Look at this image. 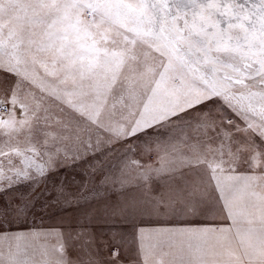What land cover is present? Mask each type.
I'll use <instances>...</instances> for the list:
<instances>
[{
    "label": "snow or ice",
    "instance_id": "snow-or-ice-1",
    "mask_svg": "<svg viewBox=\"0 0 264 264\" xmlns=\"http://www.w3.org/2000/svg\"><path fill=\"white\" fill-rule=\"evenodd\" d=\"M152 132L159 167L102 183L144 189L142 216L208 219L138 228L132 264H264V0H0V191ZM29 211L0 210V264H105L87 228L75 260L62 233L6 230Z\"/></svg>",
    "mask_w": 264,
    "mask_h": 264
},
{
    "label": "rangeland",
    "instance_id": "rangeland-1",
    "mask_svg": "<svg viewBox=\"0 0 264 264\" xmlns=\"http://www.w3.org/2000/svg\"><path fill=\"white\" fill-rule=\"evenodd\" d=\"M155 139L156 133L152 132L141 136L140 140L129 141L135 148L134 152H125L118 146L116 153L107 158L69 160L48 170L35 181L23 182L11 190L0 191V210L21 201L28 202L30 206L26 223L17 221L6 226V230L62 233L64 240L73 246L69 253L75 260L77 255L81 259H86V256L78 250L81 241L70 237H75L83 228H87L95 236V247L99 249V258L105 264H108L113 252H118L121 264H132L130 257L135 255V233L138 228H181L186 226L182 223L185 220L205 221L208 219L205 216H184L179 212L142 216L130 209L128 204L134 198L141 199L144 189L132 185L121 189L118 183H102L105 177H118L123 164L131 161L159 167L156 153L143 150L146 141ZM97 161L101 162L102 167ZM93 166L97 168L95 172L92 171ZM165 183L168 182L159 180L153 187L158 191ZM142 220L145 223H141ZM230 223L225 221L221 226L226 227ZM122 239L124 243L120 242ZM48 243L56 244L57 241L53 238Z\"/></svg>",
    "mask_w": 264,
    "mask_h": 264
},
{
    "label": "crops",
    "instance_id": "crops-1",
    "mask_svg": "<svg viewBox=\"0 0 264 264\" xmlns=\"http://www.w3.org/2000/svg\"><path fill=\"white\" fill-rule=\"evenodd\" d=\"M161 182H168V184H179L182 181L180 180L179 175H177L174 179H168L167 177H164L162 179H160Z\"/></svg>",
    "mask_w": 264,
    "mask_h": 264
}]
</instances>
